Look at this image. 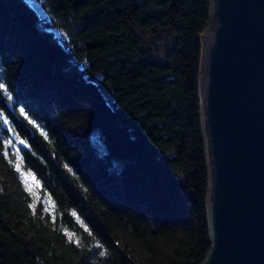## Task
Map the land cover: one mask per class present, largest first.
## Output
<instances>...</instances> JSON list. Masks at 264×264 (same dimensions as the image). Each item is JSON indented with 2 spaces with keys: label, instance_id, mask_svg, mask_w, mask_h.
Segmentation results:
<instances>
[{
  "label": "trees",
  "instance_id": "1",
  "mask_svg": "<svg viewBox=\"0 0 264 264\" xmlns=\"http://www.w3.org/2000/svg\"><path fill=\"white\" fill-rule=\"evenodd\" d=\"M209 19L210 0H0V264H203Z\"/></svg>",
  "mask_w": 264,
  "mask_h": 264
},
{
  "label": "water",
  "instance_id": "2",
  "mask_svg": "<svg viewBox=\"0 0 264 264\" xmlns=\"http://www.w3.org/2000/svg\"><path fill=\"white\" fill-rule=\"evenodd\" d=\"M198 34L211 172L203 264H264V0H210Z\"/></svg>",
  "mask_w": 264,
  "mask_h": 264
},
{
  "label": "rangeland",
  "instance_id": "3",
  "mask_svg": "<svg viewBox=\"0 0 264 264\" xmlns=\"http://www.w3.org/2000/svg\"><path fill=\"white\" fill-rule=\"evenodd\" d=\"M33 2H34V0H33ZM41 9V8H40ZM40 13L43 15L44 14V11L41 9L40 10ZM58 30H60V29H58Z\"/></svg>",
  "mask_w": 264,
  "mask_h": 264
}]
</instances>
